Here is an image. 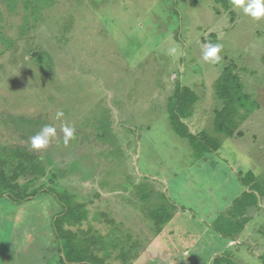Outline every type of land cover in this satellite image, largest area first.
Returning a JSON list of instances; mask_svg holds the SVG:
<instances>
[{"label":"rangeland","instance_id":"1","mask_svg":"<svg viewBox=\"0 0 264 264\" xmlns=\"http://www.w3.org/2000/svg\"><path fill=\"white\" fill-rule=\"evenodd\" d=\"M0 9L14 36L11 19L20 16L2 0ZM209 43L223 45L219 63L203 61ZM228 65L258 106L234 137L215 131L216 81ZM178 83L199 96L185 119L190 131L220 136L218 152L196 157L172 128L167 106ZM65 124L75 129L67 146ZM44 125L56 135L33 150ZM0 145L35 151L49 173L36 186L86 204L88 219L73 229L108 244V264H123L115 256L136 241L131 264H264V196L232 245L213 226L244 191L240 173L264 186V19L230 0H51L32 30L0 43ZM169 201L176 212L156 234L149 213ZM60 210L49 192L22 202L0 195V264H62L53 230ZM103 212L115 223L99 222Z\"/></svg>","mask_w":264,"mask_h":264},{"label":"trees","instance_id":"2","mask_svg":"<svg viewBox=\"0 0 264 264\" xmlns=\"http://www.w3.org/2000/svg\"><path fill=\"white\" fill-rule=\"evenodd\" d=\"M2 1L13 14L20 16L18 20L11 19L14 20L15 30L12 34L14 36H10L5 32L6 26L2 22L4 13L0 9V43L4 47H9L19 35H24L33 29L42 15L44 6L51 0ZM226 8L230 9V5ZM33 58L40 64L45 63L46 60V56L41 52L34 53ZM216 93L223 102V107L216 116L215 131L217 134L228 137L241 136V131L236 134L240 123L245 121L258 106H252L247 101L249 95L242 93L239 76L234 73L231 65L223 69L216 81ZM198 99V94L191 87L178 83L173 95L169 98L167 110L174 131L178 136L188 139L194 148V155L201 158L209 152H218L222 143L220 136H213L207 131L199 133L190 131L185 119L193 115ZM47 176H49L47 167L35 151L23 145H0V195L7 196L15 202H22L34 198L41 192H49L58 200L61 210L54 216L53 230L61 263L108 264L107 261L114 256L109 245L99 241L95 234L85 236L84 233L89 231L73 229L88 219L89 212L86 204L67 190L58 191L46 185L36 186L40 178ZM22 178L26 181L21 182ZM240 182L245 188L244 191L235 199L227 212L220 215L213 224L214 228L227 239H235V234L244 230L249 221L246 215L248 208L257 206L260 196H264V186L252 171L246 174L240 173ZM176 207L174 203L169 206L161 203L154 216L150 215L151 212L149 213V218L156 226V234H161L164 226L174 216ZM97 216L99 222L115 223V219L106 212L99 213ZM127 239L131 241L132 236H127ZM140 243V241L132 243L129 249L121 250L115 257L123 264H131L137 257L132 249L140 247Z\"/></svg>","mask_w":264,"mask_h":264},{"label":"clouds","instance_id":"3","mask_svg":"<svg viewBox=\"0 0 264 264\" xmlns=\"http://www.w3.org/2000/svg\"><path fill=\"white\" fill-rule=\"evenodd\" d=\"M230 4L234 10L241 11L244 15L249 16L253 20L259 21L264 19V0H230ZM223 45L221 44H206L202 59L205 62L213 64L219 63L222 59L220 53ZM175 48L168 50L169 55L176 53ZM64 115L63 111L56 112V119H60ZM64 133V144L67 146L70 140L74 138L75 129L67 124L62 127ZM56 135L55 127L44 125L40 132L30 138V145L33 150L45 149L49 146L50 140Z\"/></svg>","mask_w":264,"mask_h":264},{"label":"crops","instance_id":"4","mask_svg":"<svg viewBox=\"0 0 264 264\" xmlns=\"http://www.w3.org/2000/svg\"><path fill=\"white\" fill-rule=\"evenodd\" d=\"M246 224H248V223H246ZM246 227V226H245ZM224 237V236H223ZM231 242H228V244H233V243H235L236 242V240H237V236H236V238L235 239H229Z\"/></svg>","mask_w":264,"mask_h":264}]
</instances>
